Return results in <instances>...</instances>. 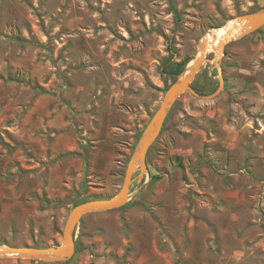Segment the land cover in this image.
<instances>
[{
    "label": "rangeland",
    "instance_id": "obj_1",
    "mask_svg": "<svg viewBox=\"0 0 264 264\" xmlns=\"http://www.w3.org/2000/svg\"><path fill=\"white\" fill-rule=\"evenodd\" d=\"M260 9L0 0V245L58 244L76 201L116 194L175 80L165 69L187 58L184 74L207 33ZM215 54L192 81L206 94L218 86ZM220 73L213 98L175 101L128 201L83 216L71 258L0 264H264V26L226 44Z\"/></svg>",
    "mask_w": 264,
    "mask_h": 264
},
{
    "label": "water",
    "instance_id": "obj_2",
    "mask_svg": "<svg viewBox=\"0 0 264 264\" xmlns=\"http://www.w3.org/2000/svg\"><path fill=\"white\" fill-rule=\"evenodd\" d=\"M234 19H237L238 22L226 29L227 35H233L237 28H246L241 33V36H245L264 26V9L240 15ZM227 43L219 45L214 55V63L218 69V86L213 92L202 94L197 92L191 85L195 74L205 60L203 53L205 50V39L199 42L196 57L192 60L185 73L177 75L175 80L165 89L158 107L141 131L135 147L128 157L123 180L116 194L106 198L88 199L73 205L68 211L62 229L61 241L58 244L51 246L0 245V257L14 256L45 262L66 261L71 258L75 251V231L81 218L92 212L120 208L128 201L130 187L136 179L134 174L137 172L138 177L141 178L144 172L147 171L146 156L149 148L157 140L172 105L181 94L189 92L197 98L209 99L213 98L223 88L224 81L220 73V61L224 56V49Z\"/></svg>",
    "mask_w": 264,
    "mask_h": 264
},
{
    "label": "bare ground",
    "instance_id": "obj_3",
    "mask_svg": "<svg viewBox=\"0 0 264 264\" xmlns=\"http://www.w3.org/2000/svg\"><path fill=\"white\" fill-rule=\"evenodd\" d=\"M237 19L230 20L225 26L216 28V30L212 33H207L204 37L205 39V50L203 51L204 55L207 53H216L219 45H223L225 42L232 41L241 36V33L246 28H237L233 35L228 36L226 33V29L233 24H236Z\"/></svg>",
    "mask_w": 264,
    "mask_h": 264
},
{
    "label": "trees",
    "instance_id": "obj_4",
    "mask_svg": "<svg viewBox=\"0 0 264 264\" xmlns=\"http://www.w3.org/2000/svg\"><path fill=\"white\" fill-rule=\"evenodd\" d=\"M258 30H259V29H257L256 31H258ZM256 31H254V32H256ZM188 61H189V59L186 58V59H183V60H181V61H179V62L173 63V64L170 65L169 69H165V71L169 72V73L172 75V79H175V77L183 71V69H184V67H185V65L187 64ZM191 85H192V87H193L197 92L202 93V94H206V93H204V91H203L200 87H198V86L195 85L194 83H191ZM168 116H169V113H168V115H167V117H166V119H165V121H164V124H163L162 130H163V128L165 127V124H166V122H167ZM150 148H151V147H150ZM150 148H149V150H150ZM148 152H149V151H148ZM147 154H148V153H147ZM146 161H147V156H146ZM151 178H152V180H155V179H156L155 176H151ZM88 199H93V198H91V197H86V198H84V199H81V200H79V201H76V202L74 203V205L77 204V203H79V202H82V201L88 200ZM121 207H122V206H121ZM34 246H39V245H36V244H35Z\"/></svg>",
    "mask_w": 264,
    "mask_h": 264
}]
</instances>
